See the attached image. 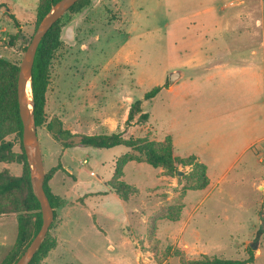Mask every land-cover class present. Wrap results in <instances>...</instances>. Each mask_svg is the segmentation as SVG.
Returning a JSON list of instances; mask_svg holds the SVG:
<instances>
[{"label": "rangeland", "instance_id": "obj_1", "mask_svg": "<svg viewBox=\"0 0 264 264\" xmlns=\"http://www.w3.org/2000/svg\"><path fill=\"white\" fill-rule=\"evenodd\" d=\"M3 2L11 9L0 8V28L6 26L0 58L18 66L43 0ZM61 26V45L48 68L45 122L36 134L44 176L56 164L62 168L49 190L63 204L46 233L56 248L39 264H183L201 256L247 260L250 254L247 264H264V141L255 145L259 153L247 151L218 184L202 190H185L192 166L176 164L177 172L167 175L129 161L122 180L136 193L126 205L107 182L118 158L132 150H64L46 130L55 116L71 133L124 130V139L154 142L171 135L173 153L200 155L215 182L247 141L246 109L264 110V91L257 90L264 0H90L64 15ZM218 60L233 71L216 75ZM174 71L183 77L169 85ZM155 86L160 91L144 100ZM135 100L148 119L124 129L123 115ZM4 140L19 151L15 133ZM0 168L21 171L16 163ZM16 232L14 216L0 217V262Z\"/></svg>", "mask_w": 264, "mask_h": 264}, {"label": "trees", "instance_id": "obj_2", "mask_svg": "<svg viewBox=\"0 0 264 264\" xmlns=\"http://www.w3.org/2000/svg\"><path fill=\"white\" fill-rule=\"evenodd\" d=\"M57 1L43 0L38 8V22ZM89 3L90 0H78L50 27L36 49L31 70L32 115L35 127L41 126L45 122L43 109L45 104V90L48 83V68L55 51L61 45V19L68 13L80 12ZM0 8L6 9V6L0 3ZM9 18L17 24V21L12 15H9ZM17 72V65L10 64L0 58V166L4 165V163H16L21 166V171L17 175H12L7 170L0 168V216L9 214L16 215L17 225L15 245L4 256L0 264H14L41 225L39 204L32 193L29 182V167L21 145L22 127L18 116L16 101ZM160 89V86L153 87L144 93L143 99L148 100L153 98ZM147 119L148 114L142 111L141 101L135 100L130 104L127 111L124 129L132 123H142ZM46 130L64 150L75 147L108 149L115 146H124L136 153H128L119 157L116 161L111 179L107 182L109 189L126 205L129 194L132 192L134 194L136 193L130 185L122 180V168L129 161L144 162L154 168L161 167L167 175H172L177 172L175 169L176 164L192 166V170L195 173L189 178L190 182L185 190H202L209 183L205 165L196 163L195 156L179 157L173 155L172 139L169 135L165 136L162 141L154 142L150 141L147 137L124 139L122 138L124 130L110 135L71 133L62 128L61 121L55 116L51 117L47 122ZM11 133H15L18 138L19 151L17 153H14L12 150V142L4 140ZM57 172H62L59 164H56L45 173L43 181V189L52 208L53 219L55 218V209L62 206L63 199L50 192L47 182ZM55 246V241L47 240L46 235L29 264H39ZM251 261V254L247 260H229L201 256L197 260L186 261L183 264H247Z\"/></svg>", "mask_w": 264, "mask_h": 264}, {"label": "water", "instance_id": "obj_3", "mask_svg": "<svg viewBox=\"0 0 264 264\" xmlns=\"http://www.w3.org/2000/svg\"><path fill=\"white\" fill-rule=\"evenodd\" d=\"M78 0H58L38 22L29 43L25 47L18 65L16 78V101L18 116L21 122V145L29 167V182L32 193L39 204L41 225L35 236L17 258L14 264H29L36 250L43 241L53 220V211L43 189L44 166L41 156L40 143L33 121V103L31 98V70L36 49L50 27L72 7ZM180 77L174 71L168 77V84L173 85ZM29 84L30 99L27 100L26 86ZM262 220V217H260Z\"/></svg>", "mask_w": 264, "mask_h": 264}, {"label": "crops", "instance_id": "obj_4", "mask_svg": "<svg viewBox=\"0 0 264 264\" xmlns=\"http://www.w3.org/2000/svg\"><path fill=\"white\" fill-rule=\"evenodd\" d=\"M0 3L4 4L6 6V9L9 10L8 12L10 13L11 7H8L6 5V3L3 2V0H0ZM6 9H4V10H6ZM1 21L7 22V17L5 16L4 13H2ZM5 30H6V26H1V28H0V37L3 35V32H5ZM260 47H261L262 50H264V42H260ZM261 56H262V59H261V64H260V68H259V72H260L259 76L261 78V83L259 85H257V90L258 91H260L261 89H262V91H264V52L261 53ZM215 63L216 64L213 65V70H217V69H221L222 70V71H218L217 70L216 75H219L220 72H221L224 76H226L229 72L233 71V70L227 69L229 67V64H228L227 60H218V61H215ZM179 74H180V77H179L178 80H180L183 77V73L181 74L179 72ZM260 87H261V89H260ZM246 110H248V112H249V118L244 121V126L247 127V132H248L247 141L243 145L242 149H240L238 152H236L237 154H235V156L224 167L222 174L216 179L215 182H213V180L211 179V177L209 175V167L207 166V164L204 163V161L200 157V155L195 154V153H191V154L187 155V156H190V155L195 156L197 162H200V163L205 165V167H206V175H207V177L209 179V183L207 185V188H208V186H212V185L218 184L219 183L218 181H221V179L226 174L230 173L235 168L237 162L241 159V157L247 151H251L252 150V152L259 153L260 150L255 149V145L260 144L262 141H264V110H262V109L261 110L260 109H254V110L246 109ZM257 110H259L260 112L256 113ZM125 116H126V112L123 115L122 121L125 120ZM165 136H167V135H165ZM169 136L171 137V135H169ZM171 139H172V137H171ZM172 149H173V142H172ZM252 154L256 155L254 153H252ZM173 155L174 156H178V155H175L174 153H173ZM187 156H183V157H187ZM179 157H182V156H179ZM53 176H52V178H53ZM52 178L49 180L50 181L49 182V188L50 189H51V180H52ZM127 184H129V183H127ZM139 190H141V189L139 188ZM8 216H14L16 218V215H14V214L1 215L0 217H8ZM55 248H56V246H55ZM55 248L50 252V254H52V252H54Z\"/></svg>", "mask_w": 264, "mask_h": 264}, {"label": "bare ground", "instance_id": "obj_5", "mask_svg": "<svg viewBox=\"0 0 264 264\" xmlns=\"http://www.w3.org/2000/svg\"><path fill=\"white\" fill-rule=\"evenodd\" d=\"M26 95H27V100H29L30 98V89H29V84L27 83V86H26Z\"/></svg>", "mask_w": 264, "mask_h": 264}]
</instances>
